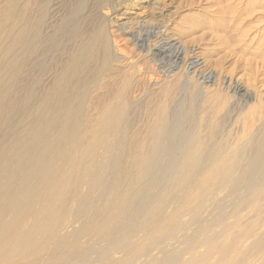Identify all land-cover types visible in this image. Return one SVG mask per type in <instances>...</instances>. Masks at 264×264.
Segmentation results:
<instances>
[{"label":"bare ground","instance_id":"6f19581e","mask_svg":"<svg viewBox=\"0 0 264 264\" xmlns=\"http://www.w3.org/2000/svg\"><path fill=\"white\" fill-rule=\"evenodd\" d=\"M71 1L88 10L96 28L64 20L58 7L48 19L39 0H7L0 8V264H264L263 114L247 145L232 150L235 143L217 138L215 128L200 134L196 110L176 121L166 116L168 86L155 126L142 141H130L127 105L172 75L151 85L138 63L117 56L113 35L127 37L161 70L174 49L169 57L178 65L190 54L175 37L152 46L156 31L131 28L142 0ZM100 8L122 12V22ZM168 24L157 22L164 31L155 34L168 32ZM54 29L66 32V42L58 43L65 59L50 70L52 84L42 95L28 88L27 100H11L21 66L32 86L45 81L46 72H34L36 57L48 50ZM188 60L192 68L204 63ZM185 75L182 91L191 85ZM198 86L202 96L205 87ZM106 90L111 98L103 103ZM232 96L247 105L253 91L237 85ZM95 101L104 105L93 116Z\"/></svg>","mask_w":264,"mask_h":264},{"label":"rangeland","instance_id":"374dc122","mask_svg":"<svg viewBox=\"0 0 264 264\" xmlns=\"http://www.w3.org/2000/svg\"><path fill=\"white\" fill-rule=\"evenodd\" d=\"M5 1L7 0H0V8H2V5H5ZM159 1V4H154L153 0H142L140 3V7H138V10L134 11L136 15L132 16V22L130 25L131 28H133L134 31H137V33L139 30L141 32L145 31L149 34L154 33V31H156L155 33H159L163 32L164 29L162 30L159 25L157 27V22H162V24L169 23L168 32L162 33L159 36L155 33L154 35L156 36L152 35L151 45H157V40L159 41L158 43H160V41L164 42L167 39L169 41V38H176V41L180 40L179 42L183 44V47L187 52H185V54H190V57L183 54L185 55L184 57L186 59L183 56L181 57L184 58L185 61L184 64H179L181 66L180 67L176 63L175 59L174 61L173 59H170V57L173 55V58L177 52L176 49H174V51H171L170 54L167 55L168 57L170 55V57H166V59L163 60L164 62L162 63H164L165 65L163 64V66H161V70L156 67L155 62L152 63L150 61H147L148 59L143 58V52L140 51L139 48L135 47L133 42H131L127 37L123 35H120L121 37H119L115 32L116 34L113 35V40L115 42L113 44L115 50H117V56L119 58L122 57L121 60H123L124 62L131 61L134 63H138L137 66L140 68L141 71L145 72L146 70L148 72V79L150 78L149 81L151 85L157 82H162V80L165 79L164 75L171 74L173 76H170L161 87L152 85L153 87L151 88L149 95L140 94L141 96L139 95V97H137V99L134 101L135 103L132 101V108L131 106L127 105V110L129 109L130 112V114H128L130 118L127 117V123L125 122L126 125H129L128 132L130 133L129 134L127 132V139H130V141L133 142L142 141L146 136L144 134H147L150 131V128L148 126H155V123L157 122L158 117L160 115L159 110L162 108L161 104L163 101L162 99H164V89L170 86L171 90L169 95L172 96H168V99L170 100L167 101H169L171 104L167 102L166 107L163 108H165V111H167L166 116H170L172 119L170 117L169 118L172 121L178 120L183 115V112H188L191 109H194L196 110L195 112L193 111V116L196 117L194 121L197 120L202 125V127H204H201L199 130V132H201L200 134L203 137L207 136H205V134L210 135V128H215L214 130H216L215 133L218 136L217 138L221 137L225 141V139H227L228 137V140L226 141L228 145L230 142L232 143V141L233 144L235 143L234 145L232 144L233 147L230 146L231 143L229 145L233 148L232 150H235L239 146L241 147L244 141L245 142L243 143V145L245 144L244 146H246V143L249 142L248 140L253 137L254 132L258 129L257 127H261L260 124H262V120L261 122L257 120L262 114V118H264V0ZM101 2L99 3V7L101 6ZM39 6L42 7L44 12L47 14L48 19H52L55 10L58 7L60 11L58 16L64 17V20L68 17H71L73 20V24H77V26L92 29L93 27L96 28L98 24L97 20L96 22L86 20L85 15L88 10H84V6H79L78 3L72 2L71 0H39ZM99 13H104L106 16L111 17L113 22H122L120 21V15L122 12L112 14L110 10L106 8L102 10V8H100ZM95 24L96 26H94ZM42 27H44L43 23L41 24L40 29H42ZM159 28L160 30H158ZM45 29L46 27H44V32H46ZM65 34L66 32H61V30L60 32H58V34H55L54 29V31L48 36L45 35L46 37H50L51 39L49 48L44 53L41 52L40 54H38L39 56L37 55L36 61L38 62L36 65L37 67H35L36 70L34 71L35 74H40L42 70L43 72H46L43 74L46 75L42 79V81H45H40V84H38L37 81L35 82L33 87L28 68L26 69V67L23 68L21 66L20 73L15 81L16 84L14 85L16 88L14 87L13 91L10 94L11 100H27L28 95H30L29 92L34 89L36 91V94L40 95L41 93L42 95L43 91L52 84L50 83L53 82L51 81L53 80V77L51 76L53 75V72L51 73V71L54 70L56 66H58V68H61V65L64 64L61 63L62 60L65 59V56L62 55L60 49H58L57 46L58 43L61 42V40L62 43L66 42ZM164 34L168 38H166ZM52 42H55L56 45L52 46ZM135 52H137V55L135 54ZM173 52H175V54ZM193 53H195L196 56L193 55ZM197 56L198 58L203 60H200V63L204 62L203 66L198 67L199 70L197 67L196 69L192 68L191 65L189 66L191 61L188 60L191 58L194 59V57L196 58ZM173 63L174 65L172 66ZM185 63L187 64V66ZM123 65L121 64L120 66ZM89 71L86 72V76H88L89 74L88 79L90 78L89 80L92 81L95 74H93L94 72L92 70ZM184 75L191 78V85H189V87L185 91H182L180 90L181 88L178 81L180 77L181 79H183ZM206 75L208 77H210L211 75L213 79L211 81L208 80V77ZM194 76L196 77L195 79ZM197 77L199 79H197ZM171 78L173 79L170 80ZM200 81H202L203 83ZM101 84L102 83H100L99 86H101ZM203 84L208 87L206 88V86H204ZM236 84L247 87L248 89L253 91V99L247 105L244 101H242V99H237L239 97L234 96L233 98L232 95H234V90L237 86ZM194 85H202L203 87H205L204 94L202 96H200L199 93V86L196 87ZM102 86V88H106V85L103 84ZM115 86L119 87L118 83L112 84V86L109 87L111 90H109L111 94L117 92V88H115ZM28 88L31 90H29ZM25 91L27 95L25 94ZM104 92H107V90L103 91V93ZM107 94L104 93L103 96L101 94L103 99L105 98L104 100L101 98L103 103L109 102V99L111 98L110 97L108 99L106 97ZM202 98L205 100H203ZM102 102H93L94 108L92 109V111H94L93 113L91 112L93 116L94 114L96 115V113L104 105ZM214 108L216 110H213ZM217 110L220 112L218 113ZM128 122L131 123V129L130 124ZM190 122H188V124L193 125V123ZM216 122L217 125H215ZM207 127L209 128L210 132L208 131ZM241 133L243 134L241 135ZM128 134L131 137L128 136ZM240 135L242 138L240 137ZM238 142L239 146H237ZM134 150L132 149V151ZM142 262L143 261H139L137 262V264H141Z\"/></svg>","mask_w":264,"mask_h":264}]
</instances>
